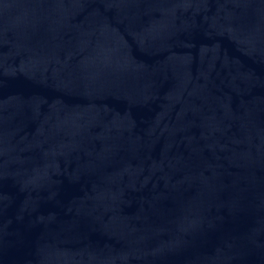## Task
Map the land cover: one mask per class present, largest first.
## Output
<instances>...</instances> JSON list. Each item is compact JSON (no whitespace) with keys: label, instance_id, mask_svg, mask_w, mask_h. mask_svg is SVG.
<instances>
[{"label":"water","instance_id":"1","mask_svg":"<svg viewBox=\"0 0 264 264\" xmlns=\"http://www.w3.org/2000/svg\"><path fill=\"white\" fill-rule=\"evenodd\" d=\"M0 264H264V0H0Z\"/></svg>","mask_w":264,"mask_h":264}]
</instances>
